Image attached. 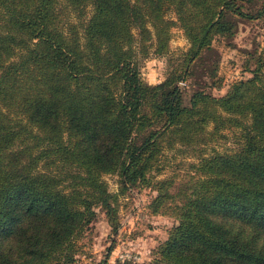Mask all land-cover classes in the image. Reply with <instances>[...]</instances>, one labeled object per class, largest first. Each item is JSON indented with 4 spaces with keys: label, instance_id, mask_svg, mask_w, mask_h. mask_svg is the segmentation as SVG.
Listing matches in <instances>:
<instances>
[{
    "label": "trees",
    "instance_id": "obj_1",
    "mask_svg": "<svg viewBox=\"0 0 264 264\" xmlns=\"http://www.w3.org/2000/svg\"><path fill=\"white\" fill-rule=\"evenodd\" d=\"M253 1L64 0L80 32L61 0H0V264H73L95 209L114 218L103 176L145 181L176 145L197 150L196 172L155 181L153 212L178 223L144 264H264V51L223 95L186 105L179 85L235 36L229 13L263 16ZM175 25L190 46L151 85L137 59L168 53ZM230 130L236 148L207 149Z\"/></svg>",
    "mask_w": 264,
    "mask_h": 264
},
{
    "label": "rangeland",
    "instance_id": "obj_2",
    "mask_svg": "<svg viewBox=\"0 0 264 264\" xmlns=\"http://www.w3.org/2000/svg\"><path fill=\"white\" fill-rule=\"evenodd\" d=\"M61 2L60 7H63L64 0ZM263 3L264 0L246 2L244 10L257 14ZM92 11V6H88L82 19L87 20ZM62 16L64 22H73L82 31L75 11L63 7ZM166 17L176 19L172 12H168ZM227 17L236 23L235 36H217L212 47L204 50L191 67L188 80L179 83L186 105L190 104L191 96L198 89L223 95L234 81L250 77L251 72L248 70L254 67L253 59L264 51V14L255 19L239 13H229ZM171 31L168 53L156 55L151 50L148 56L137 59L142 79L151 85L163 82L182 61L190 46L180 27L175 25ZM226 133L229 137L212 142L206 146L207 149L216 147L220 151H228L236 148L238 144L232 136L233 131ZM176 147L164 151L159 160L161 170H153L145 181L125 186L119 174L103 176L109 192L113 194L111 203L115 209L114 218L110 220L102 207L95 209V219L77 240L78 251L73 264H121L125 261L144 264L155 258L158 246L168 238L170 229L178 223L174 215L153 212V201L158 195L155 181L172 177L178 185L187 175L196 172L194 165L197 162V150L178 145Z\"/></svg>",
    "mask_w": 264,
    "mask_h": 264
}]
</instances>
